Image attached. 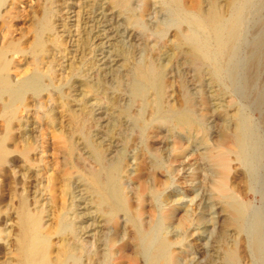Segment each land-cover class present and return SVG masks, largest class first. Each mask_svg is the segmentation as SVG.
<instances>
[{
	"label": "bare ground",
	"instance_id": "obj_1",
	"mask_svg": "<svg viewBox=\"0 0 264 264\" xmlns=\"http://www.w3.org/2000/svg\"><path fill=\"white\" fill-rule=\"evenodd\" d=\"M152 6L159 20L151 28L144 18ZM115 18L137 33L133 45L115 44ZM102 23L104 37L96 30ZM102 37L111 54L96 59ZM174 64L186 76L170 104L166 72ZM262 71L264 0H0V215L12 219L13 234L5 264H184L174 250L191 220L203 229L204 264H264ZM228 93L259 112L258 124L236 102L231 112L222 108ZM100 95L104 125L93 136ZM91 100L97 103L90 106ZM211 113L216 129L210 134L205 116ZM57 125V135L47 137ZM163 125L206 145L203 160L212 174L210 193L201 197L217 206L210 237L202 214L191 219L183 209L176 223L180 205L174 202L181 198L156 188L152 175L164 161L146 140ZM131 141L141 144L139 154L150 165L134 201L122 181ZM49 143L59 154L57 170L33 171L35 160L43 163V156H33ZM18 162L24 172L17 180L10 174ZM241 190L254 194L255 203L236 199ZM174 222L180 233L173 235Z\"/></svg>",
	"mask_w": 264,
	"mask_h": 264
},
{
	"label": "rangeland",
	"instance_id": "obj_2",
	"mask_svg": "<svg viewBox=\"0 0 264 264\" xmlns=\"http://www.w3.org/2000/svg\"><path fill=\"white\" fill-rule=\"evenodd\" d=\"M26 1L27 0H23V2H26ZM24 7L25 6L23 5L22 8L25 9ZM154 10L156 11V9L152 6V9H151L152 12L151 13H154ZM151 13L144 18V23L147 22L146 24H148V26H151V28H152V25L155 24L157 22V20H159V19L155 17V13L154 14H151ZM73 19L74 18H71V20H73ZM120 22H121V19H119V18L114 19V23H116L115 24L116 29L114 30V33L117 34V36H115V34L113 33L114 34V40L116 41L115 44L120 40L127 46L130 45V43L133 45L134 44V40H133L134 35L133 34L136 32H133L134 30H132L129 27L126 28L124 26L118 25V23H120ZM71 30H73V28H71ZM96 30L100 31V33L103 34V37L106 35V33H104L105 28H104L103 23L100 24ZM130 30H131V32H130ZM103 37L101 38L102 40H103ZM171 39H173V38H170L169 40H171ZM247 39L249 41L250 37L248 38V36H247ZM143 41L145 42V44L147 46L150 45L152 47H155V46H153L155 44H153L154 42L152 41V37H149V38L146 37V39ZM102 42H104L103 43L104 45L100 49V52L99 51L95 52V55H97L96 59H100L104 55H106V56L108 55V57H109L111 54L110 48L109 49L107 48V47H109L108 43L105 44V42H106L105 40H103ZM136 44H138V43H136ZM150 46H149V48H150ZM161 50H163V48ZM163 52L160 56V62L162 64H164V63L167 64L166 63L167 60H165L166 55H165V53L163 54ZM91 57L92 56H88V58H91ZM157 58H159V56H157ZM60 62H62L63 67H64V65L66 66V64H67L66 59H62ZM99 64H100V62H99ZM117 65L118 64L116 63V67H114L115 65L112 64L111 67L112 68L114 67L115 71H116L117 68L119 67V65L118 66ZM112 68H111V70H112ZM105 71H107V70L105 69ZM185 72L186 71L184 70L183 67H181V66L178 67L175 64H174L173 68L172 67L167 68L166 80L168 79L167 80L168 85H170V87H168V89H167V97H168L167 101L170 102V104L172 103L171 101L174 100V94L175 93L173 90L174 89L178 90L179 81L181 80V78L183 76H186ZM94 73H96V74L98 73V75L100 73L103 74L102 70H100V71L98 70L97 72L95 71ZM179 73H180V75H179ZM260 74H261L260 77H263V78H261L260 82L258 83V84H260V87H258L259 85L257 84L258 90H262L264 88V85H262L264 83V81H262V80H264V71H262ZM174 77H175V79H174ZM169 81H172V82H170V84H169ZM174 81L177 84H175ZM260 88H262V89H260ZM172 92L174 94H172ZM169 93H170L171 97H170ZM249 96L252 97L251 94ZM251 97H249V100ZM232 101L236 102L240 107H243L245 110H247L246 112L249 113L248 115L251 117L253 123H255V125L258 124V122H257L258 118L257 117L259 116V112H257L253 108H251L252 106L248 107V105H245L247 103H245L244 100H242L238 95L233 94V93H231V94L228 93L223 97L220 104L225 111L231 112L234 109L233 108L234 106L232 105V103H233ZM94 102L95 101L91 100L89 102L90 103L89 105L91 106V104L93 105V104L97 103V102H95V103ZM99 103H100L101 108L98 109L97 105L94 107L93 117L95 118L94 120L96 121L97 125L94 129H92L93 136L98 131L103 130L102 128L104 125V121L102 119L103 115H101V114L105 112L103 110L106 109L105 108L106 103L104 101V98H101V95L99 97ZM212 106H213V104H212ZM136 110H138V109L136 107H134L133 111L137 112ZM59 111H61V109L56 107V112L58 113ZM33 112H34V110H33ZM256 112H257V114H256ZM262 112L264 113V109L262 110ZM58 116L60 117V115H58ZM97 120L99 121V123H97L98 122ZM205 120H206L205 121L206 127L208 128L209 133L211 134V132H213L214 129H216V124H215L216 123V115L212 114V113L206 114ZM98 124H100L101 127L98 126ZM154 125L155 124H152L151 126H154ZM58 126L59 125H57V127H55L54 129L50 128L48 130L46 136L51 137L53 135H57V133L59 132V130H57V132H56V129H58ZM41 127L39 129H41ZM165 127L166 126L163 125V127L160 129H151L154 131H152L150 133L149 138L146 140L148 145L154 151H157L161 155L162 160L164 161V163H163L164 166L161 169L162 171L159 170L158 173H155V175H152V177H154L156 179V183H157L156 188L161 191V195L164 197L169 194L171 196L172 200H174V199L177 200V199L181 198V200L179 201V203H181V204H179L178 202H174L175 206L180 205V208L175 212V215H174L175 221L178 220L183 215V212H184L183 209H185V210L188 209L187 211L191 215V219H193L194 216L197 217V216H200L202 214L201 216H203L206 220H208V223L205 225V229L208 228L207 232L205 234H207L208 236L209 235L212 236L216 233L217 226H215L216 222L214 223L213 220H212V223L215 227L213 225H211L212 223L209 224V222H211V220L209 221V219H211L213 217L216 219L217 206L212 205L211 202H209V201L204 202V200H203V197L210 193V184H208V183H209L210 174H212L211 173L212 172L211 167L209 168V166H207L204 163L205 161L203 160V158H204L203 154L206 152V150H205L206 145L201 144L199 142V139L194 141V138L192 136L189 138L188 135L180 132L177 129H174L173 131L168 132ZM59 129H60V127H59ZM42 131H43V128H42ZM49 131H50V133H49ZM95 131H97V132H95ZM120 132H121V129L118 128L117 133H120ZM37 135H40V130L37 131ZM114 138H117V135H115ZM167 138H169V139H167ZM136 142L137 141H131L129 146H128L126 156H125V160H124V163L126 162L125 168H124L125 172L122 175V181L124 183L125 190H126L127 194L129 195V197H131L133 199V201L135 200V194H134L135 192L134 191L140 183L144 182L145 179H147L146 176H147V172H148L149 167H150V165H148V163H147L148 162L147 157L139 154V153H141L140 149H142L141 144L139 142H137V143ZM207 142H208V144H207L208 146H212V141L208 140ZM47 146L48 147H46L45 153H41L40 152L41 150L38 149L37 155L35 154L33 156L34 159H38L39 156H43L42 157L43 163H41L39 165V163L35 160V164H34L35 166L32 169H33V171H35L36 169L41 167L43 172H40V173L43 174L44 172H46L47 175H49V174L54 173L57 170L58 161H59V154H58L55 146L51 145L50 143ZM116 148H118V147H116ZM77 153L79 154V151H77ZM77 153L75 154L76 156L78 155ZM41 154H43V155H41ZM138 155H139V158H138ZM143 157H144L145 163L142 162ZM20 163L21 162H18L17 167L14 169L15 174H13V173L10 174L11 177H13L14 179H17V180H18L19 176L22 177V174L24 172V167H23L24 165H23V163L22 164H20ZM233 165L235 166L234 162H233ZM138 168L139 169L141 168V169L139 170ZM141 174H142L143 178L141 177L139 179L138 176H140ZM144 174H146V175H144ZM21 177H20V179H22ZM161 182H163V183H161ZM32 183L35 184V182H32ZM18 191H20V190H18ZM236 192L237 193H235L234 195L236 196V199H238L239 201L245 202L246 200H248L249 202L251 201L252 203H255L257 197L254 194H250V193L247 194V192H244L242 190L236 191ZM202 194H203V197H201ZM182 198H183V200H182ZM190 200H192V201L190 202ZM4 201L5 202H3V204L6 205V201H9V196H6L4 198ZM166 203L162 202V201H158V202H156V206H158L159 210L160 209H166V207L168 206ZM146 204L147 203H145V210L148 211L149 207ZM170 204H173V203H170ZM186 205H189V206L186 207ZM184 206L186 208H184ZM5 208L6 207H3V210H5ZM176 223H177V221H176ZM176 223L174 222L173 226H172L173 228H171L173 230V232H172L173 235L176 233L177 234L180 233V231L175 229ZM122 226H124V223H122ZM197 226L198 225L196 224V220H191L187 224L186 230L184 232L183 245H175L174 253L177 255V257L179 256L178 260L180 261V263H182L184 261L183 262L184 264L189 263V262H190V264H204V257L202 256V254H200L198 252V249L202 248L201 245L204 243L203 236H202L203 229H201V226H200V228H199V226L198 227ZM211 226H212V228H211ZM209 229H210V231H208ZM212 229H213V231H211ZM128 231L129 230L126 229V232H128ZM8 232L10 233V235ZM209 232H211V234H208ZM0 233H1V237H0V264H5L7 259L11 255L10 252H11L12 246H10L9 242L13 238L12 219H10V218L8 219V217H6L5 214L0 215ZM118 243L120 244V241L115 244L114 248L118 249V247H117V246H119ZM208 243L209 242L206 243L207 256L210 255ZM187 258L189 259V261ZM190 259H191V261H190Z\"/></svg>",
	"mask_w": 264,
	"mask_h": 264
}]
</instances>
